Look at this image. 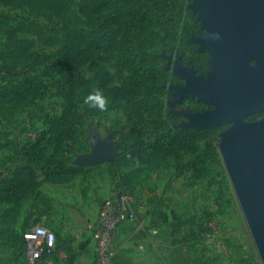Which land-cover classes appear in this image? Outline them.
Listing matches in <instances>:
<instances>
[{"label":"rangeland","instance_id":"1","mask_svg":"<svg viewBox=\"0 0 264 264\" xmlns=\"http://www.w3.org/2000/svg\"><path fill=\"white\" fill-rule=\"evenodd\" d=\"M192 3L0 0L1 253L18 248L32 218L47 227L45 206L106 182L133 196L156 264H263L221 158L232 122L190 124L214 108L182 92L183 73L214 70ZM66 36L85 61L63 69ZM96 89L106 111L84 103ZM263 117L242 121L261 132ZM105 147L109 160L87 162Z\"/></svg>","mask_w":264,"mask_h":264},{"label":"water","instance_id":"2","mask_svg":"<svg viewBox=\"0 0 264 264\" xmlns=\"http://www.w3.org/2000/svg\"><path fill=\"white\" fill-rule=\"evenodd\" d=\"M208 35L214 68L206 79L183 73V93L213 104L202 115L190 114V124L209 127L232 122L225 132L221 158L260 261L264 264V117L261 132L242 118L264 109V0H193ZM254 59V65L248 64ZM111 148H100L91 163L105 162Z\"/></svg>","mask_w":264,"mask_h":264},{"label":"crops","instance_id":"3","mask_svg":"<svg viewBox=\"0 0 264 264\" xmlns=\"http://www.w3.org/2000/svg\"><path fill=\"white\" fill-rule=\"evenodd\" d=\"M93 191L91 184L86 193L77 186L73 201L59 200L58 203L54 202L51 206L44 207L49 216L41 217L40 221L44 222L56 236L55 247L49 256L50 264H96L94 243L89 227L94 223L99 207L95 199L99 196L106 198L114 195L118 192V187L115 184L108 187L105 182L94 191L95 194ZM33 223L32 218L27 226ZM137 228L135 222H125L120 226L117 233L116 253L110 264H156L155 257L159 258V254H154L153 240L143 236L142 231H136ZM17 244L18 248L12 249L9 254L0 252V264H19L20 255L24 260L22 242ZM165 261L162 256V264Z\"/></svg>","mask_w":264,"mask_h":264},{"label":"built area","instance_id":"4","mask_svg":"<svg viewBox=\"0 0 264 264\" xmlns=\"http://www.w3.org/2000/svg\"><path fill=\"white\" fill-rule=\"evenodd\" d=\"M125 222L141 225L133 196L125 191H118L104 198L98 207L94 223L89 225L96 264H110L116 253L118 230ZM21 242L24 264H50L49 256L56 242L55 233L51 229L39 223L30 224L22 231Z\"/></svg>","mask_w":264,"mask_h":264},{"label":"trees","instance_id":"5","mask_svg":"<svg viewBox=\"0 0 264 264\" xmlns=\"http://www.w3.org/2000/svg\"><path fill=\"white\" fill-rule=\"evenodd\" d=\"M80 38L83 41H86V39H87L84 35H81ZM74 40L75 39L73 37H72V39L69 38V36L65 37L64 44H63V47L61 49V58H60L62 65H63L62 66L63 69H67V68H70L73 66L80 65L85 61L83 53L75 54L73 52L74 50L77 49V46H78V44L74 46ZM82 42H80V43H82ZM12 181L14 183H16L14 178ZM21 241H22V238H21Z\"/></svg>","mask_w":264,"mask_h":264},{"label":"clouds","instance_id":"6","mask_svg":"<svg viewBox=\"0 0 264 264\" xmlns=\"http://www.w3.org/2000/svg\"><path fill=\"white\" fill-rule=\"evenodd\" d=\"M109 102V97L101 89H96L88 93L84 98V103L89 108L97 109L101 112L107 110Z\"/></svg>","mask_w":264,"mask_h":264},{"label":"flooded vegetation","instance_id":"7","mask_svg":"<svg viewBox=\"0 0 264 264\" xmlns=\"http://www.w3.org/2000/svg\"><path fill=\"white\" fill-rule=\"evenodd\" d=\"M254 63H255V60L254 59H249L248 60V64H250V65H254ZM260 110H264V109H260ZM258 111V110H257ZM254 112H256V111H254ZM253 113V112H252Z\"/></svg>","mask_w":264,"mask_h":264}]
</instances>
